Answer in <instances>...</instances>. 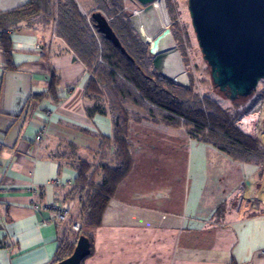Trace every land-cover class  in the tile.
<instances>
[{
  "label": "crops",
  "instance_id": "crops-1",
  "mask_svg": "<svg viewBox=\"0 0 264 264\" xmlns=\"http://www.w3.org/2000/svg\"><path fill=\"white\" fill-rule=\"evenodd\" d=\"M29 1L0 0V13ZM8 37L13 70L0 50V264H51L68 225L43 223L32 205L68 202L79 160L109 163L97 145L111 124L86 115V69L50 27L22 25ZM128 143L132 168L101 225L83 229L93 245L83 264H264V165L234 162L148 120L130 123Z\"/></svg>",
  "mask_w": 264,
  "mask_h": 264
},
{
  "label": "trees",
  "instance_id": "trees-1",
  "mask_svg": "<svg viewBox=\"0 0 264 264\" xmlns=\"http://www.w3.org/2000/svg\"><path fill=\"white\" fill-rule=\"evenodd\" d=\"M82 1L87 3L84 10L80 9L77 0H30L21 7L0 13V50L6 68L14 69L10 61L8 32L18 31L22 25L50 27L73 53L74 59L86 69V115L90 118L95 114L107 116L111 124V136H101L97 145V149L105 154L104 158H109V163L91 165L79 160L75 165L76 177L65 201L73 203L74 212L70 219L77 221L81 229L78 233L66 229L51 264L70 256L80 236L88 239L92 254V239L83 229L101 225L119 181L132 168L128 143L132 122L148 120L155 125L183 130L192 141L209 145L234 162L261 167L264 159V149L257 139L235 126L238 102L231 103L233 110L223 109L195 92L191 75L188 86H184L153 69L149 46L140 40L133 28L130 13L124 9V0ZM165 3L169 16L173 18L170 0ZM93 13L101 14L108 21L130 60L97 33L91 20ZM170 30L185 64L184 35L175 27ZM55 83L56 77L52 75L47 95L54 94ZM40 97L34 96L35 99ZM262 97L264 99V91Z\"/></svg>",
  "mask_w": 264,
  "mask_h": 264
},
{
  "label": "water",
  "instance_id": "water-1",
  "mask_svg": "<svg viewBox=\"0 0 264 264\" xmlns=\"http://www.w3.org/2000/svg\"><path fill=\"white\" fill-rule=\"evenodd\" d=\"M134 1L147 13L158 0ZM187 11L216 94L231 103L252 97L264 80V0H187ZM91 20L97 33L130 60L108 21L99 13H93ZM171 36L170 26L148 41L140 36L160 75L161 44ZM89 255V241L80 236L70 256L56 264H82Z\"/></svg>",
  "mask_w": 264,
  "mask_h": 264
},
{
  "label": "rangeland",
  "instance_id": "rangeland-1",
  "mask_svg": "<svg viewBox=\"0 0 264 264\" xmlns=\"http://www.w3.org/2000/svg\"><path fill=\"white\" fill-rule=\"evenodd\" d=\"M124 1H125L124 9L129 11L130 21H131L133 12L142 10V7L134 0H124ZM163 1L166 12L168 14L165 3L166 0ZM77 3L80 5L81 10H84V8L87 5V3H85L86 4L85 5L82 0H77ZM170 5L173 8V18L168 14L170 21L169 26L170 28L175 27L184 35L185 42H183L182 48H184L185 50L186 63L185 64L183 63L179 52L178 44L174 42L172 36L164 40L161 45L164 46L167 50L173 48L177 51L180 57L183 71L187 77V81L176 82V80L172 78H167V79L172 80L177 84L188 86L189 76L191 75L194 81L195 92L199 96L201 97L205 96L209 98L210 100L214 101L219 106H221L223 109L233 110L234 106L231 104V102L218 96V94H216V91L211 84L207 66L202 60L201 53L197 46V41L195 39V35L191 27L190 18L187 11V0H170ZM131 24L135 29L137 35L139 36V32L133 25L132 21ZM158 33L159 31H156L155 35ZM104 67L107 69V66ZM263 91H264V81H260L252 97H250L246 101L238 102V107L236 110V112L238 113V117L235 122V126L242 133L251 136L253 138H256L260 147L264 149V143L262 142L261 139V136H264V116L262 115L264 113V99L262 97ZM263 161L264 160H262L261 167L264 165ZM66 203H71L70 210L68 209L70 216V214L74 212V205L71 201H68ZM70 221L71 223L77 222L72 219H70ZM71 223L68 222L66 224L68 225L69 231L73 233H78L72 231V229L70 228Z\"/></svg>",
  "mask_w": 264,
  "mask_h": 264
},
{
  "label": "bare ground",
  "instance_id": "bare-ground-1",
  "mask_svg": "<svg viewBox=\"0 0 264 264\" xmlns=\"http://www.w3.org/2000/svg\"><path fill=\"white\" fill-rule=\"evenodd\" d=\"M131 21L144 41L153 38L156 31L160 32L170 25L163 0H158L155 7H152L147 13H143L142 10L133 12ZM161 50L164 57L162 66L159 67V73L176 80V82L187 81L177 51L173 48L167 50L162 45ZM262 115L264 116V113ZM262 141L264 143V137H262Z\"/></svg>",
  "mask_w": 264,
  "mask_h": 264
},
{
  "label": "built area",
  "instance_id": "built-area-1",
  "mask_svg": "<svg viewBox=\"0 0 264 264\" xmlns=\"http://www.w3.org/2000/svg\"><path fill=\"white\" fill-rule=\"evenodd\" d=\"M45 133V128H42L37 132L34 138L35 146L39 147L42 145ZM50 184L52 186H58L60 184V181L58 179H54ZM70 207L71 203L60 204L57 202L48 206H39L35 204L32 205V208L35 212L44 215V218L42 220L43 223H53L58 228H61L68 222L70 223V216L68 211V209L70 210ZM70 228L74 232H78L81 229L80 225L77 222L71 223Z\"/></svg>",
  "mask_w": 264,
  "mask_h": 264
}]
</instances>
